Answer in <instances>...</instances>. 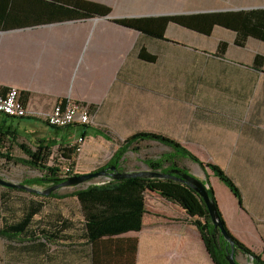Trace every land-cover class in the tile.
Wrapping results in <instances>:
<instances>
[{"label":"crops","instance_id":"obj_1","mask_svg":"<svg viewBox=\"0 0 264 264\" xmlns=\"http://www.w3.org/2000/svg\"><path fill=\"white\" fill-rule=\"evenodd\" d=\"M203 1L200 10L181 13L182 0H0V88L28 94L30 112L0 114V132L13 134L3 137L0 152L27 158L22 145L48 146L50 160L98 163L111 151L102 159L109 163L118 142L139 132L166 135L157 132L158 120H180V145L219 166L236 183L242 204L209 170L188 161L182 166L208 179L227 229L263 260L264 41L249 38L241 47L225 27L203 34L164 19L260 10L264 0ZM86 2L111 10L88 15ZM124 21L142 22L141 30ZM61 101L94 107V124L49 126L39 115ZM79 137L84 144L74 152ZM145 199L142 230L114 239L124 262L135 239L136 264H215L184 209L158 193ZM234 254L237 263L253 264L250 256Z\"/></svg>","mask_w":264,"mask_h":264},{"label":"trees","instance_id":"obj_2","mask_svg":"<svg viewBox=\"0 0 264 264\" xmlns=\"http://www.w3.org/2000/svg\"><path fill=\"white\" fill-rule=\"evenodd\" d=\"M110 8L100 6L95 3H85L84 12L88 15H105L110 12ZM174 22L181 27L193 29L203 34H211L216 26L225 27L237 33L236 44L245 46L249 38H256L264 41V9H256L247 12H220L205 13L199 15L176 16L165 18L164 23ZM140 21H124L122 25L131 29L141 30ZM141 56L144 55L141 53ZM3 92L4 90L1 88ZM28 94L21 98L25 104ZM66 102V101H64ZM67 103V102H66ZM93 113L94 107H91ZM2 114V113H0ZM4 115V114H2ZM15 118L14 116H9ZM11 133L0 132V144H3V137L12 136ZM147 141L159 142L173 150L165 160L150 159L145 162L149 167L160 169L164 167L165 161H172L170 168L179 169L176 158H189L198 163L204 169L209 170L214 176L219 178L228 189L236 196L242 204L241 193L236 183L217 165L204 163L195 155L188 152L179 142L172 138L157 133L139 132L131 137H127L119 143V149L114 153V162L99 168L95 172L105 170L110 166L122 168L120 163L123 155L129 150H140V144ZM74 152L78 151L76 145ZM22 152L27 158H16L13 155L2 154L0 159L7 163L31 167L40 171L41 176L29 178L22 184L42 185L45 182L57 181L63 174L59 164L50 166V153L48 146L39 147L37 150L26 146H21ZM122 157V158H121ZM74 164L73 162H71ZM181 171H186L182 169ZM67 175L73 173L68 171ZM211 193L215 201V206L220 215V220L235 242L236 251L254 258V264H264L260 255H256L245 244L241 243L227 229L223 216L217 206V200L212 187ZM59 191L50 196L29 194V197L19 198V203L15 204V198L11 194H3L4 212L0 217V239L7 242L6 264H44L46 258L48 264H76L81 247L79 258L80 264H136L137 240H132L133 245L126 248V262L123 259V250L119 255V245H115V237L123 233L142 230V219L146 214L145 194L147 192L158 193L162 198L172 202L184 209L192 225L200 231V235L207 248V252L215 264H229L226 255L231 248L220 235V230L216 228L205 205L204 199L199 196L187 184L174 180L142 179L141 177L114 181L111 184L101 186H90L86 189H76L71 193L59 194ZM75 199V203L81 212L82 221L74 219L73 216L65 215L62 210L49 211L48 201L55 199L64 201ZM52 246L65 248L56 249L50 253ZM117 251V253L115 252ZM116 253V255L114 254ZM131 253V261L129 260ZM122 259L119 260L120 257ZM121 261V262H120Z\"/></svg>","mask_w":264,"mask_h":264},{"label":"rangeland","instance_id":"obj_3","mask_svg":"<svg viewBox=\"0 0 264 264\" xmlns=\"http://www.w3.org/2000/svg\"><path fill=\"white\" fill-rule=\"evenodd\" d=\"M182 8H181V13L182 12H188V11H194L197 7L198 9H196L195 11L200 10L199 7L204 6V1L203 0H198V1H194V0H182L181 2ZM191 6V7H189ZM195 6V7H194ZM225 7H227L228 9L234 8V5L231 4H224ZM195 9H194V8ZM180 120H168V121H160L158 120L157 125H156V130L159 133H165L169 138L174 139L175 141L179 142L180 139ZM151 128H147V130H150ZM149 133V132H146ZM81 150V148H80ZM173 153V150L163 146L161 144H159V142H155V141H147V142H142L140 144V150L139 151H135L133 149L129 150L128 153H125L123 155V161H121L120 165H121V169H127L129 171H137V170H144L147 168L145 162L147 160L150 159H161L164 158L165 160H168V156ZM111 151L110 152H103L102 157L99 159L98 163H77L76 161H74L72 164L71 162L68 161H64V159H57L56 157L54 159H51L49 162L50 166H55V165H60L59 168L62 170L63 175H67L70 171V173L72 172L73 174L76 173H87L85 171H88L89 169L93 168V167H102V166H106L112 162H114V159L109 162V163H104L103 162V158L106 157H110L111 155ZM113 158V157H112ZM122 158V157H121ZM176 160L178 162H182V158L177 157ZM186 161V160H185ZM187 162V161H186ZM168 164H173L172 161H165L164 166H167ZM195 163H193L192 165H194ZM196 167L199 165L195 164ZM199 169H201V167H199ZM42 173L40 171L34 170L31 167H27V166H22V165H16L13 163H7L4 160L0 159V178L5 179V180H9V181H13L18 183H23L24 181H26L29 178H35V177H39L41 176ZM92 182H97V181H92ZM85 185L81 186L79 189L85 187ZM42 189V188H39ZM75 189H77V187H71V188H66V189H60L59 190V194H66V193H71L73 192ZM3 194H11L13 195V197L16 199L14 202L15 204L19 203V198H23V197H29L30 195L27 193H16L15 191H7L3 188H0V217L2 216L3 212H4V206H3V198L1 197ZM49 203V211H54V210H62V212L65 215H70L73 216L74 219H78L82 221V217H81V212L80 209L78 207V204L75 203V199L71 198V199H67L64 201H58L55 199H51L48 201ZM0 226H1V220H0ZM6 244L7 242L3 239H0V264H6L5 260L7 259V254H6ZM5 252V254H4ZM235 255V254H234ZM264 261V258H263Z\"/></svg>","mask_w":264,"mask_h":264},{"label":"water","instance_id":"obj_4","mask_svg":"<svg viewBox=\"0 0 264 264\" xmlns=\"http://www.w3.org/2000/svg\"><path fill=\"white\" fill-rule=\"evenodd\" d=\"M186 161L190 162L191 164L195 163L194 161H191L189 158H184L182 162H178L177 166L179 169H174L170 167H162L160 169H155L152 167L147 166L146 169L137 170V171H129L127 169H121L117 166H110L109 168L105 170H101L99 172H88V173H76L72 175H61L60 178L52 183L45 182L42 185H30V184H22V183H16V182H10L5 179L0 178V188H3L7 191H15L16 193H27V194H37V195H43V196H50L52 193H55L59 191L60 189H66V188H73L77 187L79 189L81 186L85 185V187L79 189L83 190L90 186H101L108 183H112L114 181H120L123 179H131V178H137L141 177L142 179H158V180H174L176 182H181L184 184H187L189 188L193 189L196 193L201 196L204 201L205 205L207 206V209L209 211L210 217L212 218L211 221L213 225L220 230V235L224 238V240L229 244L231 251H229L226 255V260L229 264H239L236 262L235 259V252H241V250L236 251L237 247L235 245V242L229 237L228 232L224 228L220 215L217 211V208L215 206V201L213 198V194L211 193L210 188L212 187L209 183L207 178H198L195 177L190 173V170L182 166L183 164H186ZM199 165V164H198ZM203 172L205 173V169L199 165ZM182 169H185L186 171H181ZM206 175V174H205ZM97 181L92 182V181ZM42 188V189H39ZM76 190V189H75ZM245 254V253H243ZM248 255V254H246ZM250 256V255H248ZM250 258L253 261L254 264V258L250 256Z\"/></svg>","mask_w":264,"mask_h":264},{"label":"built area","instance_id":"obj_5","mask_svg":"<svg viewBox=\"0 0 264 264\" xmlns=\"http://www.w3.org/2000/svg\"><path fill=\"white\" fill-rule=\"evenodd\" d=\"M19 89L11 87L6 92L0 88V113L4 115L25 118L30 112L22 103ZM54 128H68L73 125L91 126L94 124L95 116L89 105L81 102L57 103L50 112L39 115ZM76 144L78 151L84 144V138H78Z\"/></svg>","mask_w":264,"mask_h":264},{"label":"bare ground","instance_id":"obj_6","mask_svg":"<svg viewBox=\"0 0 264 264\" xmlns=\"http://www.w3.org/2000/svg\"><path fill=\"white\" fill-rule=\"evenodd\" d=\"M7 181H9V180H7ZM10 182H13V181H10Z\"/></svg>","mask_w":264,"mask_h":264}]
</instances>
